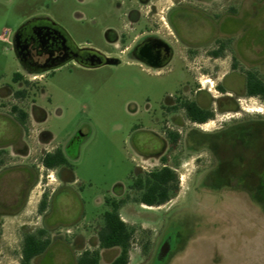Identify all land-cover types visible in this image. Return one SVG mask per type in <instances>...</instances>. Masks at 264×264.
Segmentation results:
<instances>
[{
  "label": "rangeland",
  "instance_id": "1",
  "mask_svg": "<svg viewBox=\"0 0 264 264\" xmlns=\"http://www.w3.org/2000/svg\"><path fill=\"white\" fill-rule=\"evenodd\" d=\"M152 1L164 12L171 6L170 0ZM230 1L234 0L224 1L226 10L232 6ZM236 1L240 54L235 63L230 56L218 62L207 57L197 61L196 67L209 73L198 75L195 88L206 93L213 118L204 125L176 128L181 139L166 157L167 165L178 175L180 192L164 206L140 204L142 193L134 190L133 184L163 168L162 160L142 158L154 151V133L166 136L165 128L148 120L155 113L154 106L146 105L142 98L145 93L157 96L169 82L150 79L138 67L126 65L90 72L68 66L41 83L37 76L43 94L38 103L47 118L42 126H30L32 156L12 161L39 166L42 183L32 193L26 212L1 224L0 264H21L25 236L43 229L48 231L51 245L34 264H76L85 250L98 249L97 233L110 210L108 200L125 201L121 217L135 229L129 264H210L216 247L241 252L234 257L238 264H264V249H260L264 248V211L256 201L261 196L255 186H231L226 181L238 172L235 165L239 161L242 173L254 172L247 165L250 158H245L253 154L250 144L236 145L233 128L264 124V101L242 95L246 72L264 78V0ZM113 2L0 0V85L15 86L13 77L20 67L11 41L12 31L21 24L50 18L77 45L90 43L105 50V14ZM43 129L51 136L49 144L37 142L36 135ZM56 148L67 156L73 183L63 181L68 179L67 173L60 178L58 170L42 168L41 154ZM261 150L264 155V147ZM215 157L231 174L221 178L213 173ZM138 164L143 168L134 177ZM44 193L51 213L46 220L38 212ZM179 247L189 250L174 256ZM114 252L101 251V263L111 262Z\"/></svg>",
  "mask_w": 264,
  "mask_h": 264
},
{
  "label": "flooded vegetation",
  "instance_id": "2",
  "mask_svg": "<svg viewBox=\"0 0 264 264\" xmlns=\"http://www.w3.org/2000/svg\"><path fill=\"white\" fill-rule=\"evenodd\" d=\"M170 1L171 6L164 12L152 0H114L105 14V50L90 43L77 45L65 29L50 18L24 22L12 31V50L20 69L13 77L15 86L0 85V237L1 224L6 219L22 216L32 193L42 183L39 166L12 161L32 156L30 126L33 123L42 126L47 118L38 103L43 94L39 91L37 76H41V83L68 66L90 72L126 65L138 67L150 79L168 81L169 87L164 85L157 96L145 93L142 98L146 105L154 106L155 113L149 115L148 120L165 128L166 135L163 137L154 133V151L142 155V158L162 160L163 168H171L167 165V153L175 150L181 139V132L176 128L207 123L203 120L205 113L209 112V103L205 102L207 95L202 88H195V80L198 75L209 71L204 67L197 68V61L207 57L218 62L230 56L235 63L240 54L241 36L238 2L230 1L232 6L226 10L225 0ZM108 59L115 63L107 64ZM195 107L205 113L194 118L192 112ZM193 133V130L189 132L190 142L193 141ZM36 138L38 143H51V136L44 129L37 133ZM59 151L67 159L61 149L56 148L52 153L47 151L41 154L42 168L46 171L58 170L60 178L67 173L68 179L63 181L73 183L74 175H69L71 168L61 166L49 169L45 166V159ZM253 154L247 158H254L255 152ZM215 160L216 169L221 170L222 161L217 157ZM237 166L238 172L226 180L227 184L255 186L253 189L264 186V180L257 172L242 173L241 163ZM142 168L137 165L134 177L141 174ZM263 172L264 166L260 173ZM248 180L256 182L249 183ZM43 202H46L45 193L39 202L38 212L46 220L51 213L47 211L48 206L41 211ZM178 249L174 256L185 255L189 247ZM224 250L214 248L210 264H238L234 257L241 252Z\"/></svg>",
  "mask_w": 264,
  "mask_h": 264
},
{
  "label": "trees",
  "instance_id": "3",
  "mask_svg": "<svg viewBox=\"0 0 264 264\" xmlns=\"http://www.w3.org/2000/svg\"><path fill=\"white\" fill-rule=\"evenodd\" d=\"M220 90L225 93L223 88H220ZM242 95L249 98H259L264 101V78H261L254 71L246 72L244 76V92ZM203 113L205 112L195 107L192 115L196 118ZM212 118L213 114L209 111L205 113L203 120L209 121ZM233 129L237 137L236 145L238 142L243 143L245 147L250 144V149H252L253 153L255 152L254 158H248L249 162L247 165H249L250 170L257 172L256 174L261 180H264V172L262 174L260 173L262 166H264V155H261V148L264 147V124L252 123L243 126L239 125ZM214 145L211 149L212 152L216 153ZM253 155L254 154H252V156ZM239 163L241 162L239 161ZM45 166L49 169H55L61 166L72 169L68 160L60 151L57 154L49 155V157L45 159ZM236 166L237 164L235 167ZM213 173L216 176L219 175V177L224 178L226 174L230 172L226 171L225 173L223 169H216ZM241 181H243V179ZM133 189L142 193L141 198L138 200L140 204L149 207H161L179 195V178L172 168L165 167L150 173L146 176L144 181L139 180L138 183L133 186ZM249 191L254 194L253 189ZM257 191L259 192V197H261L260 199L257 198L256 201L264 211V186H258ZM124 204L125 201H107L110 210L104 214L103 226L97 233L98 249L95 251H85L78 258L76 264H102L101 251L115 249L117 251L116 257L107 264L130 263V251L133 244L135 229L130 227L121 218L120 211ZM46 208L47 204L43 202L41 211H45ZM50 245L51 241L47 230H40L34 235H27L23 241L21 264H34L40 257L47 253Z\"/></svg>",
  "mask_w": 264,
  "mask_h": 264
},
{
  "label": "water",
  "instance_id": "4",
  "mask_svg": "<svg viewBox=\"0 0 264 264\" xmlns=\"http://www.w3.org/2000/svg\"><path fill=\"white\" fill-rule=\"evenodd\" d=\"M106 63L107 64H114L115 62L113 60L108 59Z\"/></svg>",
  "mask_w": 264,
  "mask_h": 264
},
{
  "label": "crops",
  "instance_id": "5",
  "mask_svg": "<svg viewBox=\"0 0 264 264\" xmlns=\"http://www.w3.org/2000/svg\"><path fill=\"white\" fill-rule=\"evenodd\" d=\"M120 215H121V214H120ZM121 218H122V217H121ZM122 220H123V219H122ZM103 251H105V250H103ZM106 251H108V250H106ZM110 251H115L114 254H115V257H116V255H117V251H116V249H115V250H110ZM115 257H114V258H115Z\"/></svg>",
  "mask_w": 264,
  "mask_h": 264
}]
</instances>
